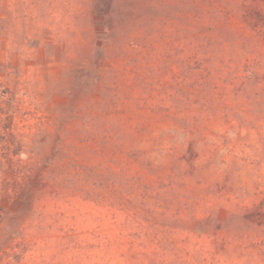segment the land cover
<instances>
[{
  "label": "rangeland",
  "instance_id": "374dc122",
  "mask_svg": "<svg viewBox=\"0 0 264 264\" xmlns=\"http://www.w3.org/2000/svg\"><path fill=\"white\" fill-rule=\"evenodd\" d=\"M0 264H264V0H0Z\"/></svg>",
  "mask_w": 264,
  "mask_h": 264
}]
</instances>
